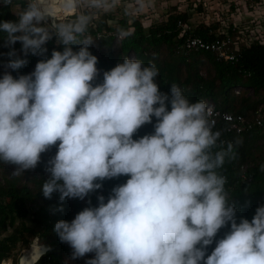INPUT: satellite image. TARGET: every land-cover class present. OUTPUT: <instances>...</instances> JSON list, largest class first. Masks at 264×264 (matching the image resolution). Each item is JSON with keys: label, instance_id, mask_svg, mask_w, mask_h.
Wrapping results in <instances>:
<instances>
[{"label": "clouds", "instance_id": "clouds-1", "mask_svg": "<svg viewBox=\"0 0 264 264\" xmlns=\"http://www.w3.org/2000/svg\"><path fill=\"white\" fill-rule=\"evenodd\" d=\"M118 4L25 0L14 12L17 20L0 22L13 70L27 63L12 47L18 41L25 56H45L53 37L63 46L33 72L0 78V162L15 165L13 175L24 174L57 147L45 165L42 191L46 198L58 192L60 201L84 200L104 180L129 177L113 187L107 202L100 195L98 206L56 223L72 259L94 253L86 264H264V205L251 221H237L227 177L218 170L235 159L242 141L220 139L209 103L190 102L177 84L161 91L155 63L128 57L96 83L100 69L89 26L96 11ZM0 6L14 8V0H0ZM153 117L154 132L134 139Z\"/></svg>", "mask_w": 264, "mask_h": 264}, {"label": "trees", "instance_id": "trees-1", "mask_svg": "<svg viewBox=\"0 0 264 264\" xmlns=\"http://www.w3.org/2000/svg\"><path fill=\"white\" fill-rule=\"evenodd\" d=\"M18 1L14 0V4ZM173 9L167 12L166 20L152 23L148 28L138 13L124 14L115 26L109 23L113 15L109 11H102L101 16L94 18L89 26V34L95 36L94 43L89 47L98 57L100 73L96 83L103 81L104 71L112 69L125 57L132 58L134 55L145 66L155 63L159 69L156 80L161 91L170 92L171 84H177L190 102H214L222 111L253 116L264 101V45L256 41L242 47L235 61L219 60L216 53L205 50L196 51L194 59H191L189 52H182L185 39L188 36H201L212 40L218 37L221 23L215 21L211 25L201 24L192 29L188 24V14L175 13L176 6ZM14 12V8L0 6V22L17 20ZM180 20L187 25L185 29V25H179ZM121 30L131 35L123 36L120 42H116L112 33ZM98 33L103 34L97 37ZM228 33L233 35L234 29L229 28ZM12 47L27 63L17 70L7 67L8 60L14 57L7 55L11 48L5 46L3 33H0V78L5 72H11L16 78L29 74L34 71L39 60L51 58L53 49L63 50V46L56 43V37L46 44L48 52L45 56L31 53L25 56L19 41ZM78 48L75 46V50ZM203 68L206 74L202 73ZM236 88L241 91L237 93ZM155 122L156 118L153 117V122L143 125L133 138L139 139L153 133ZM224 137L226 142L232 141L235 144L239 140L242 143L235 145V159L226 160L223 168L218 171L227 177L225 189L230 202L235 205L237 221L240 218L251 221L257 207L264 205V171H261V165H264V126ZM224 147H227V143ZM56 151L57 147L54 146L42 153L40 164L34 170H27L20 175H13L15 165L0 162V264L17 249L30 246L36 237L49 247L39 264H86V260L95 255L89 253L83 258L72 259V249L60 241L54 230L55 225L60 220L71 221L85 207L98 206L100 195L107 202L113 187L125 183L129 177L104 180L103 187L89 193L84 200L66 198L60 201L58 192L46 198L42 191V184L47 179L45 165ZM243 165H246V173L242 171ZM229 230L230 223L218 232L216 240L223 238ZM215 246V241L208 246L207 255L211 254Z\"/></svg>", "mask_w": 264, "mask_h": 264}, {"label": "rangeland", "instance_id": "rangeland-1", "mask_svg": "<svg viewBox=\"0 0 264 264\" xmlns=\"http://www.w3.org/2000/svg\"><path fill=\"white\" fill-rule=\"evenodd\" d=\"M216 1L217 0H119L118 6L112 10H109V12L113 14L110 17L109 23L115 26L117 25L119 17L121 18L124 14L138 13L144 23V26L148 28V26L152 23H159L163 20H166L167 12L172 10L175 7V4H179L180 2L182 5H176L177 9L175 10V13L179 14V12H186L189 16L188 24L190 28L193 29L201 24L211 25L213 23L211 21L212 18L209 21L206 20L209 19L207 16L209 12H211L212 14H214L215 11L221 12L222 8L220 7V3L218 4ZM24 2L25 0L18 1V3H16L14 7V11H20ZM209 9H211V11H209ZM84 11L87 10L85 9ZM101 12L102 10L96 11L93 19L101 16ZM71 14H74L73 16H75L76 12L67 15ZM185 27H187V25L184 26V29ZM192 51L193 52L190 51L189 53L191 55V59H194L196 51L198 50L194 49ZM182 52H187L184 46L182 48ZM132 59H135L134 55H132ZM202 73L206 74V69L203 68ZM250 93H252V90L250 91ZM14 171L15 169H13L12 172ZM11 230L12 229H10V231ZM38 241L39 244H43L42 241ZM29 247L30 246L19 248V250L17 249L12 254L13 264H18L19 259L24 252H26V255L29 254L27 250ZM16 259L17 261H15Z\"/></svg>", "mask_w": 264, "mask_h": 264}, {"label": "built area", "instance_id": "built-area-1", "mask_svg": "<svg viewBox=\"0 0 264 264\" xmlns=\"http://www.w3.org/2000/svg\"><path fill=\"white\" fill-rule=\"evenodd\" d=\"M179 25L183 26L185 24L180 20ZM228 29V27L218 28V37H215L212 40L205 39L201 36H188L185 39L184 47L187 52L194 49L212 51L217 54L219 60L224 59L235 61L238 59L237 56L242 47L240 38L235 35H229ZM102 34L103 33H98L97 37L102 36ZM112 34L116 37V42H120L123 38L121 32H113ZM221 35L224 37H221ZM91 36L92 38L95 37L93 34H91ZM240 91V88H236L237 93ZM208 106L213 111V119L215 120L214 130H220L222 132L220 138H223L222 140L225 142L227 141L224 137L226 135L241 134L246 130H252L258 126H264V102L260 104L254 115L251 117L240 113L235 114L229 111H222V109L218 108L214 102L209 103ZM242 171L246 173V165L242 166Z\"/></svg>", "mask_w": 264, "mask_h": 264}, {"label": "crops", "instance_id": "crops-1", "mask_svg": "<svg viewBox=\"0 0 264 264\" xmlns=\"http://www.w3.org/2000/svg\"><path fill=\"white\" fill-rule=\"evenodd\" d=\"M216 2L220 3L221 12L215 11L214 14L209 12L207 14L209 19L206 21L212 18V22L220 21L219 28H233V35L240 38L241 47L250 46L256 41L264 45V0H217ZM176 5L182 4L179 2ZM12 258V256L4 258L1 264H13Z\"/></svg>", "mask_w": 264, "mask_h": 264}, {"label": "water", "instance_id": "water-1", "mask_svg": "<svg viewBox=\"0 0 264 264\" xmlns=\"http://www.w3.org/2000/svg\"><path fill=\"white\" fill-rule=\"evenodd\" d=\"M39 239H38V237H36L34 240H33V242H32V244L30 245V247L27 249L29 252L28 253H30L31 254V252H32V250L34 249V247H37V252L39 251V253L38 254H34L33 256H32V261H31V259H30V263L29 264H37L38 262H39V260L41 259V257L43 256V255H45L48 251H49V247H47V246H45V245H43V244H39V241H38ZM26 252H24L22 255H21V257H20V259H19V263L18 264H23V258L25 257V254ZM34 259V260H33Z\"/></svg>", "mask_w": 264, "mask_h": 264}, {"label": "bare ground", "instance_id": "bare-ground-1", "mask_svg": "<svg viewBox=\"0 0 264 264\" xmlns=\"http://www.w3.org/2000/svg\"><path fill=\"white\" fill-rule=\"evenodd\" d=\"M29 252V251H28ZM39 253V251L37 252V247H34V249L32 250V252H31V254L29 253V254H27V255H25V257L23 258V264H29L31 261H32V256L34 255V254H38ZM26 254V253H25ZM35 256V255H34ZM30 259H31V261H30ZM34 260V259H33Z\"/></svg>", "mask_w": 264, "mask_h": 264}]
</instances>
